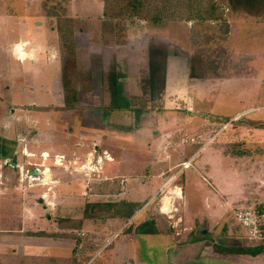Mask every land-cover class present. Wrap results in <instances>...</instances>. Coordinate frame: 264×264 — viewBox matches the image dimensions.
I'll return each instance as SVG.
<instances>
[{"label": "rangeland", "instance_id": "374dc122", "mask_svg": "<svg viewBox=\"0 0 264 264\" xmlns=\"http://www.w3.org/2000/svg\"><path fill=\"white\" fill-rule=\"evenodd\" d=\"M1 3L17 13L15 17L6 18L9 15L4 14V9L0 11V137L2 133L5 135V146L9 149L13 147L10 155L14 163L21 166L19 171L14 169L15 176L22 181L18 185L21 191L17 192L16 198L25 194L22 190L28 186L25 175L31 169H42L39 166L34 167L22 154V149L27 146V152L32 151L36 155L41 151L52 156L70 154L72 146L80 140L76 136H68V132L78 134V131L102 125L89 112L83 113L80 108L73 111L70 108H73L77 96L81 107L93 106V99L86 96L92 91L97 93V85L106 79L104 63L100 59L95 60L94 56L104 53L109 70L114 69V76L119 78L121 72H124L122 69L125 64L132 60L129 57L131 61L120 65L122 69L118 65L113 68L115 54L111 50L121 51V54L116 55L118 57L125 55L131 46L136 49L135 52L142 51L146 56L141 64H131L132 76H136L133 82L138 81L141 87L138 104L134 105L137 110L131 115L135 120L131 118L130 122L124 124L113 122L111 128L117 131H141L143 145L126 146V151L123 152L125 161L121 158L123 153L117 152L118 159L112 164L117 177L111 183L114 191L118 190L121 196H113L112 199L109 197V200L122 199L129 188L137 192L136 195L140 198L144 192L142 185H146L163 167V159L157 155V151H166L168 144L180 152L187 147L189 156L206 141L209 142L217 131H223L191 165L183 168H190L195 173L191 186L184 190L186 197L193 194V188L194 193L201 188L196 179L197 175L205 185L204 192L209 194L202 208L203 214H212V218L216 220L215 215L222 210V205L214 193L218 188L216 179L225 172L223 169L226 170L228 160L222 159L221 167L220 157L213 154V146L223 143L228 153L235 155L241 151L243 155H248L249 152L245 151L243 145L254 144L252 140L257 135L259 141L255 144L264 149V14L255 18L241 12L233 13L223 0H214L218 10L215 20L169 22L159 27H152L144 21L128 20L121 27L118 23L114 26L112 23L107 25L106 20L103 22L100 0H0V5ZM39 33L44 36L35 38L34 46L40 50L34 61L16 64L8 59L5 53L7 42L25 39L28 35L38 36ZM44 41L49 43V53L55 54L58 62H46V52L42 50ZM149 52H155V59L159 62L165 60V65L171 68L169 75L173 79L168 81L169 87L167 84L163 85L162 75L158 76L154 88L149 84ZM189 61L192 75L199 78L193 79L187 73L188 69L184 72L185 63ZM173 68L177 69L175 74L172 73ZM58 69L61 78L57 73ZM181 70L184 73H180ZM116 80L109 74V85L110 81ZM99 114L101 113L96 115ZM83 116L89 120L82 119ZM101 117L103 118V114ZM216 117L224 118L226 122L215 120ZM205 131L210 132L204 133ZM13 138L20 139V142L15 141V146H10ZM22 138L24 142L21 141ZM85 138L89 142L94 137ZM185 138L191 141L183 144L182 140ZM7 163L8 160L0 161V181L2 176L7 178L2 180L0 187H9L13 174L6 170L10 166ZM239 164L231 163L229 166L235 167ZM176 170H171L167 177ZM56 172L59 175L62 171ZM75 174L76 178L88 175L77 172ZM66 175L71 176L67 173ZM130 176L139 177L137 179ZM120 178L126 179L124 186L119 185ZM46 189L47 187L32 188L23 197H19L21 202L16 198L0 197V239L6 241L15 237L20 242L23 237L17 233L20 226H27V231H34L51 225L45 218H39L47 210L44 212L35 201ZM7 192L10 193L8 189ZM148 192L150 195V191ZM58 195L59 203L65 209H61V213L56 209L51 210V220L54 221L58 214L67 220L69 216H81V228L84 230L88 229L90 222L98 224L96 228L99 229L103 220L109 219L111 215H122L126 211L123 210L121 202H91L87 204L90 205L89 209L86 208L87 205L83 207L84 201L79 192L75 197H68L59 191ZM148 196L128 203L129 212L138 210ZM91 200L88 198V203ZM157 202L158 199L155 204ZM76 206H81V209H77L75 213L71 207ZM25 207L33 213L29 220L35 222L29 221L21 225L20 211ZM196 210L201 208L194 200L191 211ZM183 215L186 216L184 213ZM6 230H13V233L3 234ZM84 239L83 237L82 240ZM42 242L41 239L33 241L28 238L21 249L13 245L14 243L0 244V264H56ZM104 254L105 252L90 264H102Z\"/></svg>", "mask_w": 264, "mask_h": 264}, {"label": "crops", "instance_id": "0c3cea01", "mask_svg": "<svg viewBox=\"0 0 264 264\" xmlns=\"http://www.w3.org/2000/svg\"><path fill=\"white\" fill-rule=\"evenodd\" d=\"M2 9H4V14L9 15L5 16L6 18L17 15L5 3H1L0 11ZM6 9H9V11ZM47 35L49 36L48 33ZM39 36H44V34L39 33L38 36L28 35L25 39L7 42L5 53L8 59L16 64L34 61L40 50L34 46L36 43L35 38ZM49 49V43L44 41L42 50L46 52V62L48 60H56L58 62V57L49 53ZM135 50L130 46L129 52L127 51L129 55L125 51V55L118 57L116 55L121 54V51L111 50L115 54L113 57V68H117L118 65L122 69L120 65L132 61L125 64L122 69L124 72H121V77L119 78L114 76V69L110 71V66L105 65L103 72L106 74V79H101L102 83L97 85V93L92 91L89 96H86L93 99V106L81 107L78 103V96L74 100V106L70 109L76 111L77 108H80L83 113L84 111L85 113L89 112L93 115L96 122L100 120L102 125H99L98 128L90 127L87 130L78 131V134L73 131L68 132V136H76L80 140L72 146L70 154L52 156L46 151H41L36 155L32 151L28 153L27 146L22 149V154L23 151L26 152V155H23L28 158V161L33 163L34 167L39 166L42 168L38 169L40 173L45 170V174H48L47 179H44L43 182L28 184L27 188L22 190L27 194L32 188L47 187V191L40 193L35 201L44 212L47 210L45 215H39V218H45L51 225L45 229H40L39 227L34 231H27V226H20L17 230V233L23 236L20 242L11 236L12 238L6 241L5 239H0V244L14 243L13 245L19 246V249H21L22 244L27 242L28 238L33 241L41 239L43 241L42 244L52 254L56 264H90L94 259L96 260L97 257L101 256L103 252H105V257H102L104 259L102 264H264V149L256 146L255 143L259 141L257 135H254L255 137L252 140L254 144L250 146L249 144L243 145L245 151L249 152L248 155L228 153L223 143L213 146V154L220 157L221 167H223L221 160H228L226 170L223 169L225 172L216 179L218 188L214 190V193L216 194L215 197L220 201V205H222V210L215 215L217 217L216 220L212 218V214L208 213L207 216L203 214L202 208L209 194L204 192L205 185L201 183L197 175L196 179H198L201 188H198L196 193H194L193 188V194L186 197L184 190L191 186L193 174L195 173L190 168L183 169L186 167H182V164L191 165L192 161L198 158L210 146L209 144L215 141L216 136L223 131H217L214 135L211 134L213 136L208 140L209 142L206 141L197 150L191 151L192 153L189 156H187L189 151L187 147H184L183 151L180 152L175 150L171 144L167 145L166 151H157V155H160L163 159V167L146 185H142L144 192L140 198L148 196V191L151 194L126 222L118 217L112 218L113 216H111L109 219L103 220L99 229L96 228L98 224L94 225L90 222L91 225L88 226L87 230H84V228H81L83 223L81 216H69L67 220L65 219L66 217L63 219L59 217L57 213V221L56 219L54 221L51 220V210L56 209L57 212L61 213V209H65L59 203L58 191L68 197H75L76 193L79 192L84 201L83 207L91 202L97 204L121 202L122 207H124L123 210H126L122 213L123 216L130 213L128 203H134L140 199L136 195L137 192L129 188L125 193L123 192L124 197L122 199L109 200V197L112 199L113 196H116V198L121 196L118 190L114 191L111 183L117 177L113 172L114 166L112 165L118 159L117 152H125L126 146L143 145L142 138H140L141 131H117L111 128L113 122L123 124L124 122H130L132 112L137 110L134 105L138 104L140 98L138 95L141 87H139L138 81H136L137 83L133 82L136 76H132L131 64H141L146 56L141 53L142 51L138 53L139 51L135 52ZM94 57L95 60L100 59L103 63L107 60L104 53ZM129 57L131 60H129ZM121 62L123 63L119 64ZM187 64L185 63L183 70L187 72L188 69L187 73L189 74V62ZM177 66L178 64H176ZM170 69L168 65L165 67L163 85L167 84L172 78L169 75ZM59 70H57V73L59 78H61ZM176 70V68H173L172 73L175 74ZM109 74L117 79L116 81H110V85L107 81ZM123 74H125L124 77L122 76ZM91 85L93 84L91 83ZM155 85L153 84L152 88ZM101 87L102 90H100ZM98 112L103 114V118L101 114L96 115ZM82 119L89 120L86 116L85 118L83 116ZM132 120L135 119L132 118ZM209 132L205 131L204 133ZM85 136L94 137L95 139L90 138V141L87 142ZM1 137L5 138V135L2 133ZM12 141L20 142V139L16 140L13 138ZM21 141L24 142V138ZM189 141L191 140L185 138L182 143L187 144ZM150 144L151 142L148 146ZM161 152H163L162 155ZM44 156L45 158H43ZM123 156L124 153L121 158H123L122 161H125L126 156ZM9 163L11 162L7 164L10 165ZM231 163L240 164L239 166L231 167L229 166ZM20 168L19 164H15L13 169H18L19 171ZM173 169H177L176 172L167 177ZM31 170H35V168ZM56 170H61L62 172L58 175ZM76 172L79 174L87 173L88 175L76 178ZM66 173L71 176L66 175ZM135 177L139 176H130V178ZM1 178L0 184H2L3 179H7L3 176ZM15 178L16 184L13 187H0L2 194L0 197H6V199L16 198L17 192L21 191L18 185L22 181L18 180L17 176ZM139 180L141 179L139 178ZM213 180L215 181V178ZM126 182L125 178L119 179V185L124 186ZM155 185L158 186L156 187ZM7 189L10 193L7 192ZM56 189L57 191H55ZM203 193L206 194L204 195ZM19 197L16 199L18 200ZM88 198L92 199L89 203L87 201ZM157 199L158 202L155 204ZM194 200L198 202L201 210L191 211ZM80 207L71 208L76 213L77 209H81ZM21 209L20 212L22 214L19 216L21 225H25L29 221L34 223L35 221L29 220V217L31 218L30 215L33 214L31 213L32 211L27 207ZM180 209H183V212ZM244 210H251L260 218V234L256 239L250 238L246 229L235 218L236 211ZM139 214H141V217L136 219ZM93 215L94 212L91 216L93 217ZM96 221L99 222L98 220ZM8 233L12 234L13 230L3 232L5 235ZM37 233L42 234L37 235ZM85 233L87 234L85 235ZM83 237L85 238L84 240H82ZM102 239L104 241H101ZM16 246L14 247L18 249ZM107 250L109 251L107 252ZM8 264H11V262Z\"/></svg>", "mask_w": 264, "mask_h": 264}, {"label": "trees", "instance_id": "16d2710c", "mask_svg": "<svg viewBox=\"0 0 264 264\" xmlns=\"http://www.w3.org/2000/svg\"><path fill=\"white\" fill-rule=\"evenodd\" d=\"M226 7L233 13L241 12L250 17H260L264 14V0H223ZM102 3V17L103 22L107 21V25L116 23L121 24V27L125 25L128 20L144 21L152 27L163 26L169 22H189L195 20H215L217 18L214 0H100ZM111 27V26H110ZM113 27V26H112ZM148 49V48H146ZM151 51V50H149ZM155 52H149V58L147 65L149 69V84L153 85V81L162 75V82L164 81L165 73V60L159 62L155 59ZM191 61H189V74L192 75L193 71L190 69ZM193 79L199 78L191 76ZM215 120L226 122L224 118ZM230 119H227V121ZM13 142V141H11ZM7 141L5 138L0 137V161H6L14 163L10 155V149L5 146ZM13 146V143H9ZM15 146V144H14ZM244 154L239 152L238 155ZM11 171L12 177L9 181V186L13 187L16 184V178L14 169L7 166V169ZM87 205L86 208H90ZM133 212L126 215H116L112 218H120L126 222ZM112 216V215H111ZM42 233H37L41 235Z\"/></svg>", "mask_w": 264, "mask_h": 264}, {"label": "built area", "instance_id": "2783aa9c", "mask_svg": "<svg viewBox=\"0 0 264 264\" xmlns=\"http://www.w3.org/2000/svg\"><path fill=\"white\" fill-rule=\"evenodd\" d=\"M23 154L26 155V152L23 151ZM45 158V156L43 157ZM188 164H182V167H187ZM45 170L37 176V179H32L28 177V173L25 175L26 181L28 184H38L44 181L45 179ZM235 218L240 225L246 229L247 234L250 238H258L260 234V218L259 216L251 210L236 211Z\"/></svg>", "mask_w": 264, "mask_h": 264}, {"label": "water", "instance_id": "95a60500", "mask_svg": "<svg viewBox=\"0 0 264 264\" xmlns=\"http://www.w3.org/2000/svg\"><path fill=\"white\" fill-rule=\"evenodd\" d=\"M156 80H157V79H155V80L153 81V84H154V85L156 84ZM9 164H10V166H12L13 168H15V163H9ZM38 174H39V170H38V169H35V170H32V171L28 174V177H29V178H32V179H37Z\"/></svg>", "mask_w": 264, "mask_h": 264}, {"label": "flooded vegetation", "instance_id": "af4514ba", "mask_svg": "<svg viewBox=\"0 0 264 264\" xmlns=\"http://www.w3.org/2000/svg\"><path fill=\"white\" fill-rule=\"evenodd\" d=\"M106 62H104V64L103 65H109V63L107 62V60H105Z\"/></svg>", "mask_w": 264, "mask_h": 264}, {"label": "bare ground", "instance_id": "6f19581e", "mask_svg": "<svg viewBox=\"0 0 264 264\" xmlns=\"http://www.w3.org/2000/svg\"><path fill=\"white\" fill-rule=\"evenodd\" d=\"M47 177H48V174L45 175V179H47Z\"/></svg>", "mask_w": 264, "mask_h": 264}]
</instances>
